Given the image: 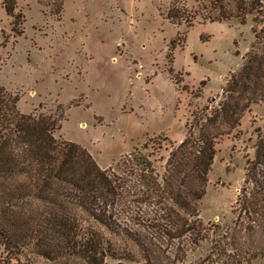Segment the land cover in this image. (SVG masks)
<instances>
[{"label": "trees", "instance_id": "obj_1", "mask_svg": "<svg viewBox=\"0 0 264 264\" xmlns=\"http://www.w3.org/2000/svg\"><path fill=\"white\" fill-rule=\"evenodd\" d=\"M193 1L191 9L187 0H170L166 17L191 26L243 20L248 13L255 21L264 16L262 0ZM2 4L12 30L20 32L17 0ZM252 31L253 41L222 87V99L193 113L161 174L153 152L138 148L101 167L83 145L56 135L65 117L60 105L25 113L18 94L0 85V246L10 258L35 255L61 264L136 260L129 243L137 247L141 264H249L264 258V131L256 130L254 158L246 160L231 222L224 229L206 224L198 207L217 141L240 125L252 103L264 102V25ZM97 223L130 242H117ZM205 243L206 252L192 257Z\"/></svg>", "mask_w": 264, "mask_h": 264}, {"label": "rangeland", "instance_id": "obj_2", "mask_svg": "<svg viewBox=\"0 0 264 264\" xmlns=\"http://www.w3.org/2000/svg\"><path fill=\"white\" fill-rule=\"evenodd\" d=\"M169 1L17 0L23 21L15 32L0 0V85L18 94L22 112L60 105L65 117L56 135L83 145L101 167L138 148L153 152L161 174L193 113L222 99V87L253 41L252 27L264 25V16L256 22L253 13L243 20L175 23L165 15ZM186 4L196 8L193 0ZM257 129L264 131L262 101L217 141L198 206L204 223L224 229L234 217ZM95 225L117 242H130ZM129 244L136 260L107 257L108 264H141ZM203 246L192 257L204 254ZM0 264L61 263L35 255L12 259L0 246ZM249 264H264V258Z\"/></svg>", "mask_w": 264, "mask_h": 264}]
</instances>
